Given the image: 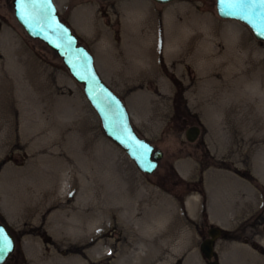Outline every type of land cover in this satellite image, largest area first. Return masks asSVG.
<instances>
[{"label":"rangeland","instance_id":"374dc122","mask_svg":"<svg viewBox=\"0 0 264 264\" xmlns=\"http://www.w3.org/2000/svg\"><path fill=\"white\" fill-rule=\"evenodd\" d=\"M10 1L0 0V223L15 264H206L212 226L225 231L219 264H262L264 44L220 19L216 0H54L137 133L163 152L145 175ZM220 206L241 212L237 224L220 221Z\"/></svg>","mask_w":264,"mask_h":264},{"label":"water","instance_id":"95a60500","mask_svg":"<svg viewBox=\"0 0 264 264\" xmlns=\"http://www.w3.org/2000/svg\"><path fill=\"white\" fill-rule=\"evenodd\" d=\"M152 1L166 5L181 0ZM12 6L16 21L28 37L40 41L52 50L71 77L82 86L85 98L100 120L104 135L128 156L141 173L152 175L163 153L137 135L124 102L100 78L91 53L60 19L53 0H12ZM216 12L223 20L245 25L257 41L264 43V4H260L258 0L244 5L237 0H216ZM199 134L198 127H189L185 132L186 141L194 143ZM222 232L217 227L211 228L208 231L209 237L200 244V251L207 264H219L214 260V245L223 235ZM15 246L14 236L0 223V264H9L7 260Z\"/></svg>","mask_w":264,"mask_h":264},{"label":"bare ground","instance_id":"6f19581e","mask_svg":"<svg viewBox=\"0 0 264 264\" xmlns=\"http://www.w3.org/2000/svg\"><path fill=\"white\" fill-rule=\"evenodd\" d=\"M254 91H256L255 93L257 95L258 88H255ZM254 105L255 106L253 108L258 107V99H257V101L255 100V104ZM249 201H250V198H249ZM249 201L246 200L244 202L247 204ZM222 210H223V208L221 209V206H220V214H221L220 215L221 216L220 217V221L222 223H224V224H227V226L228 225L237 224L236 222L240 220V214H241L240 211H235L234 213H232L231 215H229V212L228 211L225 212V211H222ZM142 242H143V244H145V241L144 240H142ZM260 261H262L263 262L262 264H264V259H261ZM133 264H142V261L139 258H137V261L134 262Z\"/></svg>","mask_w":264,"mask_h":264},{"label":"snow or ice","instance_id":"6c2138e0","mask_svg":"<svg viewBox=\"0 0 264 264\" xmlns=\"http://www.w3.org/2000/svg\"><path fill=\"white\" fill-rule=\"evenodd\" d=\"M237 2L241 5L248 4V3H254L256 0H237ZM260 4H264V0H258Z\"/></svg>","mask_w":264,"mask_h":264},{"label":"flooded vegetation","instance_id":"af4514ba","mask_svg":"<svg viewBox=\"0 0 264 264\" xmlns=\"http://www.w3.org/2000/svg\"><path fill=\"white\" fill-rule=\"evenodd\" d=\"M12 2V0L10 1V3ZM11 6H12V3H11ZM12 9H13V7H12ZM206 233H207V231H206ZM207 237H208V235H207ZM206 237V238H207ZM206 238H204V239H206ZM15 257H16V249H15V251L13 252V254L11 255V258L9 259V263L10 264H15Z\"/></svg>","mask_w":264,"mask_h":264},{"label":"trees","instance_id":"16d2710c","mask_svg":"<svg viewBox=\"0 0 264 264\" xmlns=\"http://www.w3.org/2000/svg\"><path fill=\"white\" fill-rule=\"evenodd\" d=\"M185 184L187 185V187L190 186V185H188V183H185Z\"/></svg>","mask_w":264,"mask_h":264}]
</instances>
